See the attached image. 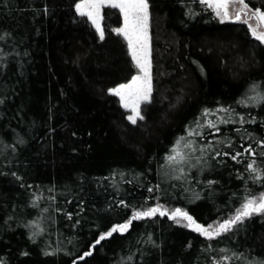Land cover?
<instances>
[{
	"label": "trees",
	"instance_id": "1",
	"mask_svg": "<svg viewBox=\"0 0 264 264\" xmlns=\"http://www.w3.org/2000/svg\"><path fill=\"white\" fill-rule=\"evenodd\" d=\"M72 1L0 0V107L3 111L2 106L11 110L7 129L13 126L20 129L17 120L20 123L25 120L26 128L21 136L27 144L18 147L19 154L27 157L29 151L33 157L27 159L30 180L11 174L3 176L0 223L2 219L4 226L11 224L20 230L24 220L14 208L21 211L22 206L29 210L31 205H42L70 226L64 234L66 242L76 240L84 244L87 239H81L83 229L88 228L92 233L100 231L98 225L105 220L107 224L111 222L109 215L116 220L118 215L124 216L121 212L155 206L157 199L159 202L167 198L176 202L193 200L190 206L193 216L201 221L204 217L224 221L245 185L253 183L257 193L264 192V178L258 181L246 174L239 160L244 155L248 159L251 149L264 145V107L249 115L257 120L255 127L262 137L260 143L251 146L243 138L238 147L244 155L230 148L226 150L227 155L221 152L210 157L209 161L220 169L208 179L199 181L198 176L191 181L182 177L173 182L157 173V159L172 137L181 131L186 111L190 109L192 113L231 95L226 96L224 86L220 88L217 82L202 79L194 67L196 62L203 64L208 74L215 71L218 81L246 84L264 79V68L253 71L260 67L264 44L251 36L245 24L231 25L232 20H229L224 28L202 30L203 20L199 18L207 13L215 17L204 4V13L200 12V17L192 21L186 18L180 0H151L155 21V99L146 117L133 124L127 114L107 106L111 103L109 90L126 78L128 67L132 65L127 45L111 35L100 43L85 26L78 27L66 11ZM245 2L264 11V0ZM76 44L78 50L74 49ZM74 52L79 53L76 64ZM57 75L65 77L69 86L73 85L71 79L78 76L88 97L82 99L73 94L74 97L66 98L64 89L59 92L57 89L55 95L49 93V84H55ZM90 106L93 113L103 115L99 121L92 116L96 124L90 128L92 135L89 128L76 122L79 117L74 113L87 111ZM32 111H39V115ZM25 112L30 122L25 119ZM107 122L111 126V137L114 135L113 144L118 143L126 154V159L120 163L112 160L113 148L111 151L107 143L101 142L108 133ZM52 131L54 133L50 134ZM41 148H45L46 154ZM112 166L120 169V173H112ZM136 171L142 174L139 180L134 175ZM58 185H65L67 190L59 189ZM68 212L73 215L66 216ZM216 215L223 216L214 218ZM262 218V222L249 223L245 228L235 227L213 240L186 228V231L169 228L163 220L158 226L162 230L151 239L144 231L137 237L133 235L136 238L127 244L123 236L113 233L100 242L108 251L105 256L90 261L83 258L84 254H78L69 264H228L215 250L216 243H227L239 249L244 254L242 264H261L259 261L264 262V214ZM12 235L13 232H5L3 239L7 241ZM16 236L15 240L14 237L10 240L11 251L6 255L11 264H38L42 259L45 262L43 241L34 247L26 236ZM142 246L150 247L144 259L140 257ZM24 254L34 255L36 260L28 262L29 256L25 258Z\"/></svg>",
	"mask_w": 264,
	"mask_h": 264
},
{
	"label": "rangeland",
	"instance_id": "2",
	"mask_svg": "<svg viewBox=\"0 0 264 264\" xmlns=\"http://www.w3.org/2000/svg\"><path fill=\"white\" fill-rule=\"evenodd\" d=\"M27 1L28 3H31L32 0H27ZM46 1L53 2L54 0H46ZM10 2H12V0H10ZM180 2L184 9V14L186 18H189L192 21L193 19L200 17L198 16L200 15V12L204 13L203 10L205 9V7L209 11H212L211 9L207 8L206 5L204 7V5L201 3V0H199L200 3H197V1L195 0H180ZM78 3H81V0H73L72 4L69 7H67V10H66L68 13H70L69 14L70 16H73L74 22L76 25H78V27H81V25L85 26L86 30H88L93 36H95L96 41L100 43L104 41L108 35H111L112 37L118 39L120 43L122 44L125 43L128 49V43L124 39V37L121 35H118L114 31V29L122 28L124 26V19L119 9L111 8V7H102L100 9L101 19L99 23L104 33V38L101 40L100 34L96 31V28L92 25L91 21L88 20L87 16L82 17L76 11V5ZM148 4H149V9H148L149 11V21H148L149 41L148 43H149V51H150L149 58L151 61L152 93H151L150 102L141 103L140 105V114L143 116V118L146 117V114L148 113V109L151 106V103L155 99L153 94L156 91L155 90L156 89L155 70H154V65H153L154 64L153 58L155 54L153 30L155 26L154 24L155 21H154V13L152 11L151 0H148ZM248 5L253 11L256 9H260L256 6H252L251 4H248ZM234 8L238 9L239 5L235 4L234 6H230L229 8V12L230 14H233V17H234ZM212 12L215 17L207 13L206 15H203L204 17L199 18V19L202 18L203 20L202 23H200L202 30L206 29V31H210V30L214 31L219 28H224L225 22L227 21H225L224 23H221L219 17L216 16L215 12L214 11ZM239 23L244 24L242 22H232L231 25L238 26ZM245 25L247 26L248 29H249V25L255 27L256 21L254 19H250L248 24H245ZM258 31H264V28H258ZM250 34H251V31H250ZM78 48L79 46L76 44L74 49L78 50ZM263 50H264V46H263ZM52 56H51V59H52ZM40 58H41V55H40ZM130 58L132 60L131 55H130ZM78 59H79V53L74 52L73 62L76 64ZM259 65L260 67L254 69L253 71H259L260 69L264 68V55L263 54H261ZM194 67L196 68L198 75L202 79L206 78L211 83L212 82L214 83V81L217 82L220 88L224 86L222 89L226 92L225 93L226 96H228V94H231V95L228 96L227 98L223 97L224 98L223 101H220L218 103L216 102L215 104H212L210 106H204L200 108H198L199 107L198 106L196 107L198 109L196 111H193L192 113H190V109L186 111L187 112L186 118H185L186 120L183 123L181 131L172 137V139L167 144V148L162 152L161 158L157 159V164L159 165L157 169L158 171L157 173L161 175V177L163 178H166V177L170 178V180L173 182L179 181V178H182V177L184 178L187 177V179L191 181H193V179L198 178V176H199V179L197 180L199 181L208 179L210 174H215L220 169V167L218 168V165L212 164L209 161L210 157L216 156L217 153H221V152H224V154H226V150H230V148H234V151H236L238 154L242 153L243 150L239 152L240 149L238 147L239 145H241V143H239V141H242L241 139L245 138V142H248L250 143L251 146H254L256 143H260L261 141L260 139L262 138L259 134V129L255 127L256 122H257L256 118L252 116L250 117L249 115L251 114V112L252 113L258 112L264 107V100L252 99V97L257 96L258 93L261 95H264V79L262 81L253 80L246 84L243 82H239V81L237 82L228 81L229 83H227L226 81H220V80L218 81L217 77L214 74L215 71H211L208 74L205 69L206 67H204V65L201 63L196 62L194 64ZM128 68H129V74L114 88H117L122 84L130 83L133 76L140 74L139 70L135 67L133 60H132V65H129ZM256 78H259V77H256ZM256 78H252V79H256ZM80 80L81 79L75 75L71 79L73 85L69 86L67 84L65 77L57 75L55 78V84L53 85L49 84V93L55 95V92L57 91V89H58V92L59 90L64 89L66 93V98L68 97L72 98L74 97V95H77V97L85 99L88 96L85 91V87L81 84ZM244 84L245 86L242 88V90H239L240 87L243 86ZM253 85L259 86L257 92L250 91L251 86ZM233 87H237V88L232 89ZM218 92L221 93L220 90ZM110 99H111V103H109L107 106H109L110 108L114 107V109L116 108L119 111V113L127 114V118L129 115H131V111L129 109H125L124 107L121 106L119 97L110 95ZM225 99H227V101H225ZM196 100H198V98H196ZM7 106L11 108V105H7ZM2 107L4 111L0 107V113L3 116L2 117L0 115V175H1L0 183H2V180H4L3 176L5 175L8 176V174H11L13 176L15 175L20 178H25V179L27 178L28 180H30V178L32 177L29 176L28 174L29 172L26 170L27 162H28L27 159L31 158L32 160L33 157H31V154L29 151L26 152L27 157L25 155L20 156L19 149H18V147L21 148L23 146H26L27 144L26 141L21 136V133L24 132L26 128L25 120L23 119V122L21 120V123H20L16 118L20 129L14 128V126L12 128L7 129L6 124H7V121L9 120L11 110L7 107L6 108H4V106ZM12 108L14 109V107ZM82 112H84L83 115L79 114ZM32 113L34 115H37L39 111L38 112L32 111ZM74 113L79 117L76 119V122L81 125H84L86 128H89L88 131L94 125L96 126L94 121H92V116L93 118H96L95 121H99L100 119H102L101 116L103 117V115L99 116L98 113H93V111L91 110V106H90V109L87 111L80 110L79 112L74 111ZM25 115H26L25 119L30 122L31 118L27 115L26 112H25ZM139 120H142V119H137L136 122ZM56 126L57 125L53 124L54 128H56ZM107 128H108V133L107 134L105 133V137L101 140V142L107 143V147L111 151L113 148V151H112L113 159L112 160L116 161L115 163H120L121 161H124V159H126V154L123 148H121L118 143L117 145L113 144L112 138H114V135L112 134L113 137H111V132L109 130L111 126L109 122H107ZM189 132H192V135H189ZM49 133L53 134L54 131L49 132ZM90 134L91 135L93 134L92 130H90ZM44 137H47V136H44ZM237 141H238V144L236 146ZM189 144L191 145L190 147L187 146ZM222 144H224L223 147L221 146ZM174 148L180 152L183 159H181L180 157H177L176 160L169 161L168 157L175 155V153L173 152ZM41 150L43 154L44 153L46 154L45 148L44 149L41 148ZM239 160H240V163H242V165L245 166L246 174L248 175L250 174V176L253 179L258 180V181L264 178V166L261 165V164H264V145L263 146L257 145L254 149H251L248 159L244 155L243 158L239 157ZM249 164H253V167L256 169L255 172L249 171L248 169ZM112 167H113V171H111L112 173L114 172H116V174L120 173V169H115L117 167H114V166ZM112 167H110V169ZM257 174H259L260 179L255 178ZM134 175L137 178V180L141 179V176H142L141 172L136 171V174L134 173ZM34 177L36 178V176ZM5 180L7 179L5 178ZM57 187L63 191L67 190L65 185L64 186L58 185ZM244 187L245 188L241 190L238 196V201L235 203V205L231 209L227 211L226 214L228 213L229 214L226 220H229L235 215L237 209L241 207L242 203L244 202L246 198L248 199L257 198L262 193H264L262 191H260V193H257L256 190L254 189L255 187L253 183H249L248 185H245ZM61 194L62 196H64L65 193L63 192ZM155 202L156 201H154V204ZM193 203H194L193 200H187V202L186 201L176 202L175 200H172L171 198H167V199H163V201L161 202H159V199H157V203L153 207H159L161 208V210H164L168 212L169 214L174 212L176 209H180L181 211L188 213V215L194 218L196 223L200 224L203 227H208L209 225L216 227L220 223H223L224 221H226V220L212 221V219L210 221L208 220L209 218L205 219V217L203 221L199 220L198 218L193 216L192 213L190 212V206L193 205ZM15 208H14V212L17 214L18 213L21 214L22 217L20 218L24 220V226L23 228H19L20 230H18L16 227L14 229V226L9 224L8 222L5 224H9V227H6L4 226L2 219H1V223H0V264H11V260L6 256V255H9L11 251V248L9 247L10 246L9 242L13 237L15 240V238L17 237L16 235L18 234L24 237L26 236L27 237L26 240L30 244H32V246L34 247L37 246L38 242L40 241L44 242L45 246L43 248H44L45 254L43 256L46 257L44 258L46 260L45 262H43L44 261L43 259L42 261L38 260V264H69V260L71 259L73 260L78 254H84L83 258L85 257L88 259L90 258L89 259L90 261H94L96 259L98 260L99 258H102L103 256H105V254H107L108 251L104 247H102V243L96 244V241L92 242V240L94 239L97 240L101 234L107 233L108 231L111 230L112 227L116 225L127 223V221L131 219V216L134 211H146L147 210V209L142 208L140 210H134V211H130L127 213L121 212L122 214L124 213V216L118 215L117 216L118 218L116 220L115 219L113 220V218L115 217H112L111 215H109L110 216V217L108 216L109 221L111 222L107 224L105 220L104 223L98 225L99 227L98 230L100 231H96L92 233L88 228H86V229H83L82 232H80L81 239L88 240V244H87V240H86V243L83 242L84 244H82V243L75 242L76 240L71 241V242H66L65 240L66 235L64 234L70 229V226L67 224H64L63 223L64 219H62L61 217L53 216V212L50 213L45 208V206L31 205V209L29 210L24 209L22 206V208L20 209L21 211H18V208L15 211ZM69 214L73 215V213L68 212L66 213V216L67 215L70 216ZM218 216L222 217L223 215L222 216L216 215L214 218H217ZM6 217L9 218L10 215ZM262 217H263V214H253L250 217L244 219L242 223H237L236 225L232 227L230 231L224 232L220 236L231 232L235 227L245 228L246 225L249 223L258 222L259 220L260 222H262V219H263ZM67 218L69 219V217ZM85 218L90 219L89 216H86ZM163 220L166 221L169 228L174 227V228H177L178 231L179 229H183L184 231L188 229L192 231L188 227L181 226L182 224H186L187 223L186 221H181L178 224L176 221L169 219L167 215L161 216L158 212L156 215L152 217H145L143 219L132 221L127 232H124V233L116 232V234H118L119 236H123V239L126 241L125 243L127 244H130L137 237V235H139L140 233L144 231H146V233L150 236V239H151L154 233H157L162 230L158 226L161 224L160 222ZM77 224H79L78 221H77ZM5 230H9V231H5ZM5 232H10V234L13 232V235L7 241L3 239ZM192 232L199 234L196 231H192ZM133 235H136V237ZM229 235L230 234H228V236ZM202 237L206 238L205 236H202ZM214 239H216V237ZM154 243L156 244V242ZM27 247L28 246L26 245V248ZM105 247H106V244H105ZM149 248H150L149 246L146 248L142 246V250H140V257L142 259H144L145 252ZM214 248L216 251L218 250L219 251L218 253L222 254L226 260H228V264L244 263V262L241 263L243 259L242 256L244 254L238 251L239 249H237L236 247L233 248L227 243H224L223 245H221L220 243H216ZM86 253H91V254L86 255ZM109 254H110V250H109ZM23 256L26 258L29 255L24 254ZM24 260L27 261L28 259H24ZM35 260H36V257L34 255L29 256L28 262H31V261L34 262ZM115 262H117L116 259H115ZM259 262L261 264H264L263 261H259Z\"/></svg>",
	"mask_w": 264,
	"mask_h": 264
},
{
	"label": "snow or ice",
	"instance_id": "3",
	"mask_svg": "<svg viewBox=\"0 0 264 264\" xmlns=\"http://www.w3.org/2000/svg\"><path fill=\"white\" fill-rule=\"evenodd\" d=\"M201 3L214 11L216 16L219 17L221 23L232 20V22L248 24L250 19H254L256 21V26L253 27L249 25V30L256 40L260 41V43H264V31H258V28H264V11H261L260 9L253 11L245 0H201ZM235 4H238L239 8H234L233 17V14H230L229 12V8ZM102 7L119 9L122 14L124 26L122 28L114 29V31L118 35L123 36L127 41L129 53L135 67L140 73L139 75L133 76L130 83L122 84L117 88L109 90L110 95L119 97L122 107L131 111L128 120L135 124L137 119H143V116L140 114L141 103H149L152 93L151 61L149 58L150 51L148 43V0H81V3L76 5V11L82 17L87 16L88 20L91 21L92 25L96 28V31L100 34L101 40L104 38V33L99 23L101 19L100 9ZM258 88V85H253L251 86L250 91L257 92ZM252 99L264 100V95L258 93L257 96L252 97ZM189 135H192V132H189ZM187 146L190 147L191 145L189 144ZM173 152L175 155L168 157L169 161H174L177 157L183 159L177 149L174 148ZM248 169L251 172L256 171L253 164H249ZM255 178L260 179L259 174H257ZM158 212L161 216L167 215L169 219L176 221L178 224L181 221H186L187 223L182 224L181 226L188 227L192 231H196L200 235L211 240L220 236L224 232L230 231L234 225L242 223L244 219L253 214H264V193L257 198H246L232 218L220 223L216 227H213L212 225L203 227L196 223L188 213L183 212L180 209H176L170 214L161 210L159 207L148 208L146 211H134L131 219H129L127 223L116 225L107 233L101 234L96 240V244L111 237L113 233L127 232L132 221L143 219L145 217H152ZM90 254L91 253H86V255Z\"/></svg>",
	"mask_w": 264,
	"mask_h": 264
}]
</instances>
